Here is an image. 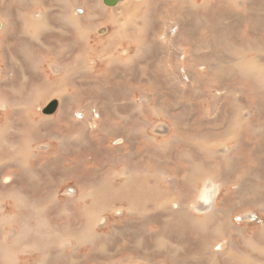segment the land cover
<instances>
[{
  "label": "rangeland",
  "instance_id": "374dc122",
  "mask_svg": "<svg viewBox=\"0 0 264 264\" xmlns=\"http://www.w3.org/2000/svg\"><path fill=\"white\" fill-rule=\"evenodd\" d=\"M19 1L0 0V20L9 19L15 26L13 36L0 44V63L12 66L15 60L23 61L21 47L42 62L35 68L26 60L21 69L9 72L4 67L0 75V85L4 83L0 92L22 91L21 99L12 98L8 128L0 121V196L10 205L15 204L11 197L16 193L27 201L21 213L7 208L0 219L9 216L29 228L27 245L40 241L34 231L48 238L45 245L40 241L42 249L29 254L23 252V245L17 249L10 245L18 263L264 264V70L261 75L243 73L227 62L232 46L242 49L246 60L255 58L257 44L264 50V0H250L249 24L228 23V18L243 14L246 5L233 0H225L218 13L212 6L197 12L182 8L183 0H145L121 18L129 26L115 31L107 15L110 10L103 9L101 0H76L78 12L85 11L80 25L91 30L88 33L66 29L60 22V0ZM194 2L197 6L202 0ZM35 11H51L53 19L36 40L23 18ZM96 27L107 28L106 35L98 36ZM23 30L26 35L21 37ZM126 41L134 45L121 54ZM247 46L252 47L250 53ZM99 57L109 58L108 66L101 65ZM52 62L61 70L53 72ZM83 63L88 68L92 64L91 72L81 68ZM218 63L220 68L210 67ZM42 90L43 99L29 104V98ZM63 94L70 96L65 103L60 101ZM52 102L57 103L55 111L44 113ZM85 107L91 108L87 119ZM82 119L89 125L95 122V130L82 126ZM10 141L25 143L22 151L9 149ZM119 155L123 162L109 163ZM88 159L93 162L86 163ZM18 163L26 170L25 181L14 184ZM124 164L136 174L133 179L127 176V182L121 170ZM91 169L97 170L95 179L88 174ZM71 174L80 176L81 183ZM200 175L213 177L218 188L216 218L204 227L197 223L203 214L190 209L208 179L200 182ZM130 181L136 186L130 187ZM85 194L92 198H84ZM167 201L168 210L158 209ZM110 208L126 213L111 216L106 213ZM129 208H140V213L128 215ZM33 209L41 210L39 223ZM83 209L98 213L96 221L89 222L88 233ZM217 223L224 233L217 232ZM5 228L0 237L8 233ZM229 233L228 248L219 239ZM57 236L66 239L62 247ZM82 236H87L86 241ZM226 250L230 255L219 254Z\"/></svg>",
  "mask_w": 264,
  "mask_h": 264
},
{
  "label": "bare ground",
  "instance_id": "6f19581e",
  "mask_svg": "<svg viewBox=\"0 0 264 264\" xmlns=\"http://www.w3.org/2000/svg\"><path fill=\"white\" fill-rule=\"evenodd\" d=\"M37 1H39V0H37ZM82 1V0H81ZM182 1V0H181ZM195 0H183V3L181 4V6L180 7H184L185 9H188V8H190V9H195L196 10V12L198 11V9H201V8H204V9H207V8H209L210 6H212V7H216V9H217V13H218V9H222V3L223 2H225V0H202V3L200 2V4H198L197 6H196V3L194 2ZM19 2H21V3H23V0H20ZM145 2V0H119L117 3H116V5L115 6H113V7H106V6H104L103 5V3H102V0H101V4L104 6H102L103 7V9L104 10H106L107 8H108V10H110L108 13H107V15L109 16V18H110V22H114V24H111V28H113L114 30L113 31H115V30H118V28H120L122 25H124L123 23H121L120 21H121V18L123 17V16H125L124 14H126V13H128L129 12V8H135V7H137L138 5H141L142 3H144ZM249 2H250V0H233V3H235V4H237V3H243V5L244 4H246L245 5V7H244V9H243V14H239V15H236V18H237V20H236V18L234 17V18H228L229 19V21H228V23L229 24H235V23H237L238 21H243L244 23H246V24H249V22H250V13H251V10H250V7H249ZM33 3V2H32ZM34 3H35V1H34ZM40 3V2H39ZM60 3H61V6H62V11H61V14L58 16V18H59V20H60V22L62 23V24H64L65 25V27H66V29L67 28H69V29H75V28H81L82 30H85V32H91V30L89 31V29L88 28H86V29H83L82 27H81V25H80V19L81 18H83V16L85 15V11L83 10V13L81 14V13H79L78 12V4H77V1L76 0H60ZM80 4V3H79ZM95 4V3H94ZM97 4H98V2H97ZM37 6V5H36ZM185 6H187V7H185ZM144 7V6H143ZM148 7V6H147ZM151 7V6H150ZM161 7V6H160ZM182 7V8H183ZM106 8V9H105ZM248 8V10H247V13H248V16L247 15H245L244 14V11L246 10ZM59 9V8H58ZM102 9V10H103ZM161 9V8H160ZM259 11L261 12V13H259V15L260 14H262L263 13V6H260L259 7ZM162 10V9H161ZM224 10V9H223ZM231 10H233V9H231ZM231 10H230V12H231ZM238 10V9H237ZM88 11V10H87ZM89 11H91V10H89ZM139 11V10H138ZM240 11V10H239ZM140 12V11H139ZM51 11H35V13L34 14H27V15H23V18L24 19H27V21L29 22V23H25L26 25H28L29 27H31L32 28V36H31V39H35L36 40V38H38V33H40V32H42V31H45L47 28H48V26H49V22H51L53 19H51L50 18V15H51ZM97 13V12H96ZM153 13V12H152ZM246 13V14H247ZM157 14V13H156ZM139 16H141V15H139ZM147 16V15H146ZM149 16V15H148ZM144 17V16H143ZM108 18V19H109ZM85 19V18H84ZM90 19V18H89ZM20 20V19H19ZM125 20H126V18H125ZM132 20V19H131ZM218 20H221L220 18L218 19ZM147 21H148V19H147ZM82 23V22H81ZM149 24V23H148ZM225 24V23H224ZM100 25V24H99ZM109 25V24H108ZM107 25V26H108ZM127 26H129V22L126 24ZM126 25H124V26H122V29H124L125 27H126ZM97 26H98V24H97ZM14 27L15 26H13L12 24H11V22H10V20L8 19V20H0V44H3V43H7L8 42V40H9V36H13V34H14ZM64 28V27H63ZM62 28V29H63ZM93 28V27H92ZM97 28V27H96ZM145 29V28H144ZM168 29V28H167ZM174 29V28H173ZM252 29H255V28H252ZM97 35L99 36H101V34H104L103 36H105L106 35V32H107V28H105V27H98L97 29ZM25 30H23L22 32H21V37H24L26 34H25V32H24ZM171 31V30H170ZM64 32H65V30H64ZM81 32V31H80ZM83 33H84V31H82ZM93 32V31H92ZM122 32H123V30H122ZM140 32H142V31H140ZM168 32V31H167ZM94 33H95V31H94ZM114 33V32H113ZM81 34V33H80ZM93 34V33H92ZM226 34V33H225ZM30 35V34H29ZM227 36H229L228 34H226ZM87 36V35H86ZM27 37V36H26ZM107 37V36H106ZM172 37V36H171ZM81 38V37H80ZM133 38V37H132ZM216 38V37H215ZM237 38V37H236ZM107 39H109L108 37L107 38H105V41H107ZM229 39H231V37H229ZM227 40V39H226ZM37 41H35V43H36ZM128 44H126L125 45V47H123V46H121L122 48H121V54L122 53H124V52H126V51H128V50H131L132 49V47H133V45H134V43L133 42H130V41H126ZM185 44V43H184ZM136 47H137V49L139 48L138 47V45H136ZM256 48L258 49V50H253L255 53V58H252V59H250V60H246L245 59V54H244V52L242 51V49H236V48H234L233 46L232 47H230V49L228 50V55H229V60H227V62H229V65L230 66H234V68H239L240 70H242V72L243 73H246V72H257V73H259V75H261V74H263V70H264V65H263V63H262V60H264V50H262V46H259L258 44L256 45ZM64 49H66V48H64ZM264 49V48H263ZM246 51H247V53H250V51L252 50V47L250 48V46H247L246 47V49H245ZM61 51V50H60ZM59 51V52H60ZM66 51V50H65ZM120 52L119 53H117V59H120L121 58V54H120ZM21 54H22V58L24 59L23 61H20V60H15V61H13L12 62V66H9L8 65V62H7V64L6 63H4V61L2 60V63H0V75H3L4 73H3V69H4V67H5V69L4 70H7V71H11V68H18V69H21L24 65V61H26V60H31L30 62H31V64H32V66H34L35 68H37L38 66H41L40 65V63L42 62V59L40 58V57H38V56H30L28 53H27V51H26V48H24V47H21ZM57 54H58V52H57ZM11 56V55H10ZM9 56V57H10ZM55 56H56V54H55ZM9 57H8V59H9ZM128 56H126L125 57V59L126 60H130L131 61V58L132 57H129V58H127ZM183 57V56H182ZM14 58V57H13ZM56 58H58V57H56ZM99 59H100V61H101V65H105V66H108V64H107V62L110 60L109 58H106L105 59V57H99ZM124 59V58H123ZM55 60V59H54ZM10 61V60H9ZM238 63H237V62ZM80 62V61H79ZM56 62H52V63H50V65H49V67L51 68V70L53 71V72H56L57 70H61V66L60 65H57V64H55ZM181 64H182V62H181ZM93 65H95V62H93ZM162 65V64H161ZM160 65V66H161ZM64 66V65H63ZM76 66L78 67V60L76 61ZM48 67V66H47ZM87 66L83 63L82 65H81V68H86ZM210 67L211 68H220L221 67V64L220 63H218V64H212V65H210ZM162 68H163V66H162ZM87 69L91 72V70L93 69V67H92V64H91V66L88 68L87 67ZM199 69V68H198ZM161 71H165V70H162L161 69ZM241 72V73H242ZM56 74V73H55ZM163 74V73H162ZM145 75V74H144ZM5 77L8 79V76H6V74H5ZM6 79V80H7ZM2 81V80H1ZM4 81V80H3ZM4 84V83H3ZM3 84H1V85H3ZM1 85H0V87H1ZM43 87V86H42ZM125 87V86H124ZM39 88V87H38ZM104 88V87H103ZM133 89V88H132ZM146 90V89H145ZM20 94L19 95H17V91L16 90H14V89H10V90H3V91H1L0 92V121L2 122H4L3 124H4V126L6 127V128H8V126H7V124H9L8 123V121H7V119L8 118H6L7 117V115L9 116V114L10 113H8V110H11L12 111V109H11V107L13 106L12 105V98L14 97V96H17L19 99H21V95H22V91H20L19 92ZM42 93H43V90H42V92L41 91H38L37 92V95H35V96H32L31 98H29L30 100H29V104H32L34 101H36L37 100V98H38V100H42L43 98H42ZM29 97V96H28ZM70 96L69 95H66V96H64V94L63 95H61V97H60V101H61V103H65L64 101H65V98H69ZM48 98V97H47ZM260 98V97H259ZM133 99V98H132ZM18 100V99H17ZM71 101V100H70ZM15 102V101H14ZM104 102V101H103ZM35 105V104H34ZM100 105V104H99ZM256 106V105H255ZM243 108V107H242ZM44 109V108H43ZM59 109V108H58ZM87 109V110H86ZM245 109V108H244ZM243 109V110H244ZM264 109V108H263ZM83 116H85V119H87L88 118V114H90L91 113V108L90 107H85V108H83ZM115 111V110H114ZM63 112V111H62ZM241 112H243V111H241ZM245 112H246V109H245ZM250 112V111H249ZM12 113V112H11ZM246 114V113H245ZM13 115V114H12ZM247 115H248V112H247ZM24 116V115H23ZM58 116H63V113H60ZM241 116V115H240ZM57 117V116H56ZM248 117V116H247ZM10 118V117H9ZM13 118V117H12ZM11 118V119H12ZM14 118H16V116L14 117ZM34 118V117H33ZM98 118V117H97ZM249 118V117H248ZM85 119L83 120L82 119V122H81V124H82V126H85V125H89L88 124V122L87 121H85ZM122 119H124V118H122ZM36 120H37V118H36ZM39 121H42V118H39L38 119ZM67 120V119H66ZM69 120V119H68ZM67 120V121H68ZM92 120H93V118H92ZM125 120V119H124ZM250 120V119H249ZM63 121V120H62ZM66 121V122H67ZM12 122V121H11ZM73 122V121H72ZM241 122V121H240ZM243 122V121H242ZM46 123V122H45ZM63 123V122H62ZM75 122H73V124H74ZM33 124V123H32ZM44 124V123H43ZM69 124H71V123H69ZM76 124V123H75ZM246 124H247V122H246ZM39 125H40V123H39ZM64 125V124H63ZM237 125H239V124H237ZM25 126V125H24ZM247 126V125H246ZM1 128H3V127H1ZM87 130H90V131H94L95 130V122H93V124H90L87 128H86ZM243 129V128H242ZM5 130V129H4ZM67 130V129H66ZM21 132V131H20ZM161 132V131H160ZM6 133V132H5ZM5 135V134H4ZM17 135V134H16ZM1 136V135H0ZM9 137V136H8ZM76 137V136H75ZM14 138H15V136H14ZM24 138V137H23ZM57 138V137H56ZM73 138V137H72ZM72 138H71V140H72ZM5 139H6V137H5ZM30 139V138H29ZM80 139V138H79ZM236 139H238V137H236ZM14 140V139H13ZM27 140V139H26ZM78 140V139H77ZM16 141V140H15ZM18 141V140H17ZM69 141V140H68ZM75 141V140H74ZM237 141V140H236ZM56 142V141H55ZM63 142V141H62ZM71 142V141H70ZM75 143H76V141H75ZM239 143V142H238ZM4 144V143H3ZM10 147H9V149H14V150H17V151H15V152H21L22 151V149H23V147H22V145H24L25 143H19V144H17V143H15V142H13V141H10ZM32 144V143H31ZM42 144V143H41ZM40 144V145H41ZM44 144V143H43ZM46 144V143H45ZM60 144H62V143H60ZM59 144V145H60ZM235 144V143H234ZM1 145V144H0ZM39 145V146H40ZM199 145H201V144H199ZM239 145V144H238ZM237 145V146H238ZM38 146V145H37ZM38 146V147H39ZM47 147V146H46ZM88 147V146H87ZM222 147V146H221ZM228 148V147H227ZM6 149V148H5ZM36 149V148H35ZM79 149V148H78ZM217 149V148H216ZM199 150H201V148L199 149ZM3 153V152H2ZM13 156V155H12ZM16 156H18V154H16ZM11 157V156H10ZM24 157V156H23ZM41 157V156H40ZM239 157V156H238ZM242 157V156H241ZM18 159H20V158H18ZM122 159H123V155H119V156H117L116 157V159L115 160H109V163H111V164H114L115 162H117V160H119V161H121V162H123L122 161ZM238 159V158H237ZM3 160V159H2ZM73 160V159H72ZM93 159H88L87 160V162L86 163H88V162H93L92 161ZM170 160V159H169ZM9 161V160H8ZM210 161V160H209ZM238 162V161H237ZM9 163L10 164H13L14 163V160H12V159H10V161H9ZM73 163H76V162H73ZM48 164V163H47ZM224 164H225V162H224ZM22 165H24V164H22ZM197 165V164H196ZM22 167H24V166H19V163H18V166H17V168H18V172H17V174H16V179H13L12 180V183H14V184H17V183H21L22 181H25V172H26V170H24V168H22ZM200 168V167H199ZM35 170V169H34ZM124 173H125V178H124V181L125 182H127L128 180L126 179L127 178V176L129 177V176H132V179H133V177H136V174L133 176V174L130 172V170L127 168V165H125L124 164V166H123V168L121 169ZM212 170V169H211ZM99 171L101 172L102 171V169H100L99 168ZM110 171V170H109ZM80 172V171H79ZM103 172V171H102ZM114 172V171H113ZM12 173H15V171H12ZM20 173L22 174V176L21 177H19V175H20ZM80 173H83V174H85V171H81ZM95 173L97 174V170L96 169H91V171L90 172H88V174H89V176L90 177H92V178H96V177H93L94 175H95ZM121 173V172H120ZM110 174V173H109ZM117 174V173H116ZM121 174H123V173H121ZM191 174H195V173H191ZM200 174H202V172H200ZM72 175V174H71ZM70 175V176H71ZM196 175V174H195ZM2 176V175H1ZM78 175H76V174H73L72 175V179H74L76 182H78V183H81V177L80 176H78ZM114 176V175H113ZM15 177V176H14ZM13 177V178H14ZM33 177V176H32ZM119 177V176H118ZM191 177V176H190ZM200 177H201V179H200V182H203V181H205L207 178V180L204 182V184H203V187H202V189L200 190V191H198L197 192V194L195 195V197H194V199H193V201H192V203L190 204L191 205V210L192 211H194V212H198V213H201V215L203 214V216H202V219H201V221H198L197 223H198V225L199 226H202V227H204V225L205 224H207L208 223V220H211V219H215L216 218V216H215V195L217 194V192H218V188L215 186V182H214V178L213 177H205V178H203L201 175H200ZM6 178V177H5ZM34 179H35V177H33ZM192 178V177H191ZM0 179H1V177H0ZM9 179L10 178H6L5 179V182H8L9 181ZM32 179V178H31ZM205 179V180H204ZM90 183V182H89ZM3 184V183H2ZM13 184V185H14ZM74 185H75V183H74ZM3 186H5V185H3ZM77 186V185H76ZM136 186V184H133L132 183V181H130V187H135ZM244 187V186H243ZM13 190V189H12ZM116 190V189H115ZM118 190V189H117ZM238 190H240V188L238 189ZM68 191V190H67ZM224 191V190H223ZM49 193V192H48ZM19 193H16V196L17 197H11L12 198V200H14V202H15V204L14 205H10V204H7V202L4 200V197L2 198L1 196H0V215H3L5 212H6V209L7 208H9L10 209V213L11 212H13L14 211V209L16 208L17 210H18V213H21V209L22 210H24V209H26L27 207H26V203H27V201H25V199H23V198H21L19 195H18ZM82 195V194H81ZM204 195L206 196V198H204ZM63 196V195H62ZM65 197V196H64ZM78 197V196H77ZM56 198V197H55ZM73 198V197H72ZM84 198H92V195L91 194H85L84 195ZM74 199V198H73ZM57 200V199H56ZM83 201H85V199H82ZM53 202V201H52ZM170 204V202L169 201H167V202H165L164 204H162L158 209H161V210H164V211H166V210H168L170 207L168 206ZM138 205V204H137ZM30 207L32 208V206L30 205ZM136 207H139V206H136ZM34 208V207H33ZM264 208V207H263ZM101 209H103V208H101ZM140 209V208H139ZM133 210V208H129V210H127L128 212H127V214L128 215H134V214H136V213H140V210ZM32 210V209H31ZM177 210V209H176ZM66 211V210H65ZM102 211V210H101ZM170 211V210H169ZM168 211V212H169ZM63 212V211H62ZM145 212V211H144ZM8 213H9V211H8ZM14 213V212H13ZM92 213V215H90ZM106 213H108L109 215H111V216H121L123 213H126V211L124 212L121 208H118V209H116V208H110ZM186 213L188 214V215H190V213L189 212H187L186 211ZM33 214L34 215H36V219H37V221H38V223H39V221L41 220V217H42V213H41V210H35V209H33ZM66 214V213H65ZM98 215V213L97 212H92V210H90V212H87L86 210H84L83 209V211H82V216H86L87 217V225H86V227H85V232H89L90 230H89V226H90V224H89V222H91V221H94L95 220V218H94V215ZM6 215H8V214H6ZM16 215V214H15ZM96 215V216H97ZM14 216V215H13ZM16 216H18V215H16ZM15 216V217H16ZM164 216V215H163ZM16 218H18V217H16ZM28 218V217H27ZM12 219H14L13 217H12ZM164 219V218H163ZM229 219V218H228ZM247 219H250L248 216H247ZM11 219H10V217L9 216H7V217H3L2 216V218L0 219V231H4V229H6L5 227H7V229H9L8 230V233L5 231V234L2 232V237H0V264H19L18 262V257L16 256V253H15V250L14 249H10V245H14V247H16V249L18 248V247H20L21 248V246H22V248H23V252L24 253H26V254H29V250H36V252L37 251H39L40 249H42V247H40L39 246V243H40V241L44 244V242H45V240L48 238V237H46L45 236V234H43V233H41V232H39V231H34V234L36 235V237L37 238H39V240L40 241H38V242H36L35 244H33V243H31V245H27V244H25L26 243V240H28L27 239V237L29 236V232H30V229L29 228H26L25 229V227L23 226V225H20V223L19 224H16L14 221H10ZM193 220V219H192ZM196 220V219H195ZM230 220V219H229ZM96 221V220H95ZM97 221L99 222V219H97ZM134 221V220H133ZM196 222V221H195ZM226 222H228V221H226ZM22 223V222H21ZM220 223V222H219ZM229 223V222H228ZM218 224V223H217ZM13 225H16V227L18 228V229H21V230H19L18 232H17V230H16V228L14 229L13 228ZM38 225V224H37ZM68 225V224H67ZM223 225V224H222ZM95 226V225H94ZM15 227V226H14ZM24 229H23V228ZM201 227V228H202ZM223 227V226H222ZM221 227V225H219L218 224V228H217V232L219 233V234H222V233H224V231H223V228ZM14 230H13V229ZM146 228H147V226H146ZM226 229H227V231L231 228V227H225ZM91 229V228H90ZM205 230V229H204ZM12 231V233H14V234H9L10 232ZM226 230H225V232H227ZM254 231V230H253ZM203 232V231H202ZM239 233V232H238ZM69 234V233H68ZM93 234V233H92ZM147 234V233H146ZM46 235H48V234H46ZM54 235H55V233H54ZM83 235V234H82ZM95 235V234H94ZM199 235V234H198ZM89 236V235H88ZM93 236V235H92ZM206 236V235H205ZM252 236V235H251ZM256 236V235H255ZM262 236V234L260 235V237ZM76 236H74V238H75ZM248 237V236H247ZM87 238V236H82V239L83 240H85ZM92 238V237H91ZM242 238V237H241ZM262 238H264V237H262ZM69 239H71V238H69ZM223 240V245L224 244H228V248L229 247H231V235H230V233L228 234V235H225V236H223V237H221L220 236V239H219V242H220V240ZM6 240H9V245L6 243ZM77 240H78V238H77ZM88 240V239H87ZM90 240V239H89ZM238 240V239H237ZM261 240V239H260ZM264 240V239H263ZM32 241V240H31ZM86 241V240H85ZM93 241H94V239H93ZM78 242H80V241H78ZM28 243V242H27ZM57 243H58V246L60 247H62L64 244H66V239H65V237H58L57 236ZM74 243V242H73ZM81 243V242H80ZM45 245V244H44ZM68 245V244H67ZM77 245H78V243H77ZM221 245V244H220ZM219 246V245H218ZM252 246V245H251ZM75 247V246H74ZM222 247V246H221ZM44 248V247H43ZM227 249V248H226ZM21 250V249H20ZM19 250V251H20ZM45 250V249H44ZM231 252V251H230ZM230 252H228V250H226L225 252L223 251V252H219V254H221L222 256H227V255H230V254H228V253H230ZM20 253V252H19ZM216 254H218L217 252H215ZM25 254V255H26ZM254 254V253H253ZM21 255V254H20ZM29 257V256H28ZM39 257V256H38ZM85 257V256H84ZM241 257H243V256H241ZM41 258V257H40ZM39 258V259H40ZM250 258H252L251 256L249 257V259ZM116 262V261H115ZM225 262V261H224ZM244 262V261H243ZM40 263V262H39ZM213 264V263H212Z\"/></svg>",
  "mask_w": 264,
  "mask_h": 264
},
{
  "label": "water",
  "instance_id": "95a60500",
  "mask_svg": "<svg viewBox=\"0 0 264 264\" xmlns=\"http://www.w3.org/2000/svg\"><path fill=\"white\" fill-rule=\"evenodd\" d=\"M119 0H102V3L104 6L106 7H113L116 5V3L118 2ZM56 106H57V103L56 102H52L48 105V108L46 110V112L44 113H47V114H51L55 111L56 109Z\"/></svg>",
  "mask_w": 264,
  "mask_h": 264
}]
</instances>
